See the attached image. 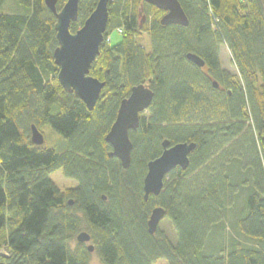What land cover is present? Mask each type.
I'll return each instance as SVG.
<instances>
[{
    "label": "trees",
    "instance_id": "trees-1",
    "mask_svg": "<svg viewBox=\"0 0 264 264\" xmlns=\"http://www.w3.org/2000/svg\"><path fill=\"white\" fill-rule=\"evenodd\" d=\"M13 1L27 13L0 12V249L7 252L0 264H89L91 253L76 241L81 232L90 235L100 264H264V251L235 239L225 250L219 240L236 211L235 235L264 241V0H178L186 27L161 26L164 13L143 0H110L89 72L105 84L92 111L58 83L56 19L44 1ZM97 2H79L72 33ZM143 33L150 51L137 41ZM222 43L237 80L221 69ZM139 85L153 100L129 132L131 162L123 169L108 157L104 138L121 101ZM214 94L224 108L210 114ZM33 125L50 126L65 150L33 145ZM164 140L196 147L188 168L174 169L161 193L144 201L146 166ZM57 170L76 187L60 191L50 179ZM156 207L173 224L174 243L159 230L149 234Z\"/></svg>",
    "mask_w": 264,
    "mask_h": 264
},
{
    "label": "water",
    "instance_id": "water-1",
    "mask_svg": "<svg viewBox=\"0 0 264 264\" xmlns=\"http://www.w3.org/2000/svg\"><path fill=\"white\" fill-rule=\"evenodd\" d=\"M43 1L56 19L54 29L58 46L53 52V60L58 68V83L64 91L72 92L82 101L87 110L92 111L105 84L91 77L89 72L103 43L110 0H98L94 10L75 33L70 31V26L78 20V6L81 0H66L60 11L56 10L58 0ZM143 1L164 13L159 20L161 26H188V19L178 0ZM186 59L198 68L204 67L203 60L194 54H187ZM212 85L213 88L218 86L216 82ZM152 100L153 93L148 86L133 87L129 96L121 101L116 118L104 138L111 148L108 157L117 159L123 169H128L131 162L133 146L129 132L137 129L139 115L147 112ZM31 142L37 147L44 144L43 135L34 125L31 126ZM161 146L160 156L149 161L146 166L143 178L144 201H147L149 196H158L161 193L165 178L174 169L185 171L188 168L189 156L196 147L194 143L170 145L167 140H164ZM69 204L71 205L72 201H69ZM165 217L166 212L162 207L152 209L147 222L149 234H155ZM90 240L87 232L76 236V241L80 244L89 243ZM87 249L90 253L94 250L92 245H88Z\"/></svg>",
    "mask_w": 264,
    "mask_h": 264
},
{
    "label": "rangeland",
    "instance_id": "rangeland-1",
    "mask_svg": "<svg viewBox=\"0 0 264 264\" xmlns=\"http://www.w3.org/2000/svg\"><path fill=\"white\" fill-rule=\"evenodd\" d=\"M5 3L3 7L1 8L0 12L4 14H17V13H27V10L23 9L22 7L18 6L17 4H14L13 0H4ZM140 20L144 22V17L143 15L140 16ZM137 41L141 42L147 51H150V41L147 35L143 33V35L137 37ZM219 59L221 63V69H223L225 72H227L233 79L237 80L238 79V72L233 64L231 54L229 52V49L225 43H222L219 46ZM210 81H214L213 79H210ZM212 102H214L216 105L213 104V106L208 108V113H214L217 111H222L224 108L222 99L218 97V95L214 94L211 96ZM144 116L147 115V113L143 114ZM197 118V117H196ZM246 125H249L248 123ZM40 133L44 137V144L43 148L46 149H54L56 152L60 153L63 152L66 148L65 141L61 136H59L56 132H54L50 126H42L39 128ZM50 179L53 182V184L60 190V191H65L70 188L76 187V182L67 179L64 177L63 173L61 170H57L53 172L50 175ZM165 180H167L165 178ZM242 205V200H239L238 202V207ZM236 212V211H235ZM229 214L228 219L226 220V229L223 231L221 234V238L219 239L220 241L223 242L224 246L223 249L226 250V246L230 244V240L235 239L238 244L242 247H254L256 249H259L261 251H264V241H259V240H250L246 238L243 235L236 236L233 230V222L236 213ZM159 232L165 236L169 241L174 243L176 241V233L173 224L171 221H169L167 218H164L159 226H158ZM217 232V231H216ZM215 232V233H216ZM86 246L92 245L91 241L89 243L85 244ZM6 250L0 249V254H6ZM89 264H100L99 259L97 258V255L95 252H91L90 256V261ZM155 264H167L166 261H158Z\"/></svg>",
    "mask_w": 264,
    "mask_h": 264
},
{
    "label": "built area",
    "instance_id": "built-area-1",
    "mask_svg": "<svg viewBox=\"0 0 264 264\" xmlns=\"http://www.w3.org/2000/svg\"><path fill=\"white\" fill-rule=\"evenodd\" d=\"M121 33V31H118V34H120ZM112 39H113V35H109L107 38H106V42L107 43H110L111 41H112Z\"/></svg>",
    "mask_w": 264,
    "mask_h": 264
},
{
    "label": "flooded vegetation",
    "instance_id": "flooded-vegetation-1",
    "mask_svg": "<svg viewBox=\"0 0 264 264\" xmlns=\"http://www.w3.org/2000/svg\"><path fill=\"white\" fill-rule=\"evenodd\" d=\"M142 23H143V22L141 21V25H140V27H142ZM217 85H218V86H217V88H215V89H219V84H217ZM147 111H148V110H147ZM145 113H147V112H145ZM141 114H144V113H141ZM141 114H140V115H141ZM140 115H139V118H140ZM175 170H176V169H175Z\"/></svg>",
    "mask_w": 264,
    "mask_h": 264
}]
</instances>
